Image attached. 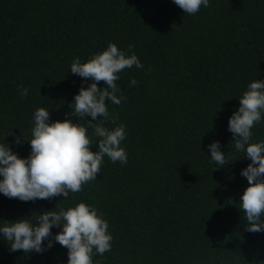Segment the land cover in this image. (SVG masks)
Here are the masks:
<instances>
[{"label":"trees","instance_id":"trees-1","mask_svg":"<svg viewBox=\"0 0 264 264\" xmlns=\"http://www.w3.org/2000/svg\"><path fill=\"white\" fill-rule=\"evenodd\" d=\"M109 42L133 45L144 65L121 73L126 99L108 101L126 125L127 164L105 156L96 180L66 199L0 193V220L35 223L44 211L83 201L104 213L113 236L94 264H264V231H246L240 210L249 186L241 172L251 160L228 130L248 85L264 80V0H210L192 16L173 0H0V143L10 131L13 151L28 157L35 110L48 109L50 122L69 118L80 87L92 82L72 74L71 63ZM252 132V142L264 140V120ZM215 141L226 153L223 167L210 162ZM9 246L0 234V264L68 261L58 242L43 253Z\"/></svg>","mask_w":264,"mask_h":264},{"label":"clouds","instance_id":"clouds-1","mask_svg":"<svg viewBox=\"0 0 264 264\" xmlns=\"http://www.w3.org/2000/svg\"><path fill=\"white\" fill-rule=\"evenodd\" d=\"M173 2L189 16L210 6V0ZM133 66L144 67L131 44L127 50H121L116 43L109 42L104 50L83 63L76 57L70 72L92 82L80 87L70 105L72 111L66 114L69 118L50 122L48 109L35 110L28 157L22 158L13 151L6 140L10 131L7 133L6 142L0 143V193L23 202L51 200L60 195L66 199L70 193H79L83 185L96 180L105 156L112 163L126 165L128 154L122 146L127 136L126 125L117 124L118 114L110 113L108 101L120 105L126 99L117 81L123 71ZM101 81L105 87L99 86ZM130 83L135 86L138 82L132 79ZM18 91L22 99L28 96L27 88L20 86ZM239 101L238 109L229 118L228 130L233 134L236 151L245 152V158L251 160L241 172L249 186L240 197V210L247 221L245 230L257 233L264 231V140L252 142V129L264 120V80L251 82ZM88 116L91 120L86 119ZM72 117L79 119L74 122ZM109 123L115 127H106ZM15 142L23 143L20 137ZM94 145L98 150L93 151ZM208 148L210 162L223 167L226 153L221 151L220 142L215 141ZM55 209L39 214L35 223L31 216L15 221L0 220V234L10 245L9 250L43 253L58 242L68 249L67 264H94V256L111 251L113 236L109 222L97 207L81 201L66 210ZM54 226H62L55 235ZM44 241H48L47 245Z\"/></svg>","mask_w":264,"mask_h":264}]
</instances>
